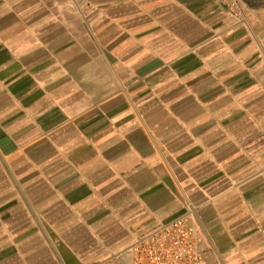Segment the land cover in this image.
I'll return each mask as SVG.
<instances>
[{
    "label": "crops",
    "instance_id": "obj_1",
    "mask_svg": "<svg viewBox=\"0 0 264 264\" xmlns=\"http://www.w3.org/2000/svg\"><path fill=\"white\" fill-rule=\"evenodd\" d=\"M187 215L264 264V6L0 0V264H101Z\"/></svg>",
    "mask_w": 264,
    "mask_h": 264
},
{
    "label": "built area",
    "instance_id": "obj_2",
    "mask_svg": "<svg viewBox=\"0 0 264 264\" xmlns=\"http://www.w3.org/2000/svg\"><path fill=\"white\" fill-rule=\"evenodd\" d=\"M231 13L239 0H214ZM127 262L111 255L101 264H212L201 230L187 215H179L129 244Z\"/></svg>",
    "mask_w": 264,
    "mask_h": 264
},
{
    "label": "rangeland",
    "instance_id": "obj_3",
    "mask_svg": "<svg viewBox=\"0 0 264 264\" xmlns=\"http://www.w3.org/2000/svg\"><path fill=\"white\" fill-rule=\"evenodd\" d=\"M244 3L256 5V6H264V0H241Z\"/></svg>",
    "mask_w": 264,
    "mask_h": 264
}]
</instances>
